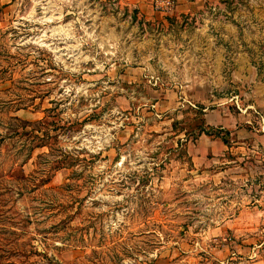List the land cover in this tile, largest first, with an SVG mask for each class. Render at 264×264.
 <instances>
[{
  "label": "rangeland",
  "instance_id": "obj_1",
  "mask_svg": "<svg viewBox=\"0 0 264 264\" xmlns=\"http://www.w3.org/2000/svg\"><path fill=\"white\" fill-rule=\"evenodd\" d=\"M118 2L0 5V264H264V0Z\"/></svg>",
  "mask_w": 264,
  "mask_h": 264
},
{
  "label": "crops",
  "instance_id": "obj_2",
  "mask_svg": "<svg viewBox=\"0 0 264 264\" xmlns=\"http://www.w3.org/2000/svg\"><path fill=\"white\" fill-rule=\"evenodd\" d=\"M150 1L151 0H119L118 3L128 9L138 10L141 13V15L145 17L146 20H151L153 19L152 17H156L157 15L151 12ZM10 2H12V0H0V5H8ZM197 3L198 2H192V3L186 4L183 2H179V5L177 6V9L173 16L183 13L189 7H192ZM246 212L253 213L255 212V209L251 207V209H247Z\"/></svg>",
  "mask_w": 264,
  "mask_h": 264
},
{
  "label": "built area",
  "instance_id": "obj_3",
  "mask_svg": "<svg viewBox=\"0 0 264 264\" xmlns=\"http://www.w3.org/2000/svg\"><path fill=\"white\" fill-rule=\"evenodd\" d=\"M193 1L194 0H151L150 10L157 16L169 17L175 13L179 2L189 4Z\"/></svg>",
  "mask_w": 264,
  "mask_h": 264
}]
</instances>
